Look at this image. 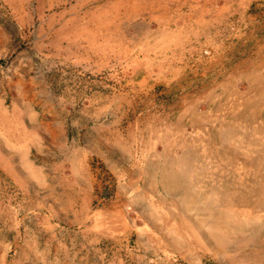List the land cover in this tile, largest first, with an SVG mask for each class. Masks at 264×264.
Listing matches in <instances>:
<instances>
[{"label":"rangeland","instance_id":"374dc122","mask_svg":"<svg viewBox=\"0 0 264 264\" xmlns=\"http://www.w3.org/2000/svg\"><path fill=\"white\" fill-rule=\"evenodd\" d=\"M203 1L0 0V264H264V0Z\"/></svg>","mask_w":264,"mask_h":264},{"label":"crops","instance_id":"0c3cea01","mask_svg":"<svg viewBox=\"0 0 264 264\" xmlns=\"http://www.w3.org/2000/svg\"><path fill=\"white\" fill-rule=\"evenodd\" d=\"M206 2H204L203 0H202V4H201V9H200V11H202V9H204V8H206L207 6H206V4H205ZM187 4V6H188V3H186ZM194 7V6H193ZM166 9V8H165ZM167 12H162L161 13V16H162V18H164L165 16L167 17L168 15H165ZM176 13V12H175ZM175 13H173V17H171V18H169V21H174V20H181V21H192L195 17H197V14L199 13L198 12V10H196V11H193V9H192V7H191V11L188 13V14H175ZM205 13L204 12H201L200 13V16H204V19L206 18V17H208V15H204ZM200 16H198L200 19H202ZM161 18V19H162ZM198 20V19H197ZM159 21H160V19H159ZM140 30V29H139ZM141 31V30H140ZM110 34H111V32H109ZM109 33H108V35H109ZM177 36L175 35V34H173V33H170V32H168V31H164L161 35H160V40L159 41H157V44L159 45V46H156V48H158V49H162V48H165V47H167L168 45H170L171 44V42L172 41H174V39L176 38ZM112 42H114V40L113 39H111L110 37H108V39L106 40V46L108 45V44H110V43H112ZM154 44H156L155 42H154ZM98 49V48H97ZM100 49V48H99ZM107 49V48H106ZM111 50V49H110ZM255 74H257V71H255ZM234 88H236V87H234ZM250 90L251 91H253L254 93L253 94H248L249 95V98H248V101H251V100H254V98H255V95H256V91L255 90H258V88L257 87H253V85H252V87L250 88Z\"/></svg>","mask_w":264,"mask_h":264},{"label":"bare ground","instance_id":"6f19581e","mask_svg":"<svg viewBox=\"0 0 264 264\" xmlns=\"http://www.w3.org/2000/svg\"><path fill=\"white\" fill-rule=\"evenodd\" d=\"M21 148H22V147H21ZM21 148H20V149H21ZM178 160H179V159H178ZM248 162H249V161H248ZM249 163H250V162H249ZM180 165H181V164H180ZM182 166H183V165H182ZM170 167H171V166H170ZM180 167H181V166H180ZM258 169H259V168H258ZM179 171H180V170H179ZM179 171H178V172H179ZM182 171H183V170H182ZM182 171H181V172H182ZM263 171H264V170H263ZM182 173H183V172H182ZM263 174H264V173H263ZM167 178H168V177H167ZM261 181H262V180H261ZM263 181H264V180H263ZM183 183H184V182H183ZM172 185H173V184H172ZM194 190H195V189H194ZM200 193H201V192H200ZM186 198H187V197H186ZM259 199H261V198H259ZM258 202H259V200H258ZM256 204H257V203H255V206H256ZM258 204H259V203H258ZM211 206H212V205H211ZM256 212H257V211H256ZM239 214H240V213H239ZM249 219H250V218H249ZM245 223H246V222H245ZM257 223H258V222H257ZM255 224H256V223H255ZM249 227H250V226H249ZM252 230H253V228H252ZM259 230H260V228H259ZM254 231H255V230H254ZM254 231H253L252 233H254ZM257 232H258V231H257ZM248 234H250V233H248ZM252 236H253V235H252ZM252 242H253V241H252Z\"/></svg>","mask_w":264,"mask_h":264}]
</instances>
